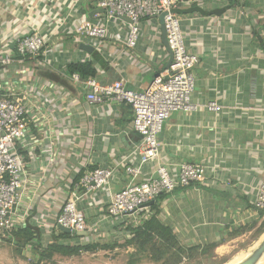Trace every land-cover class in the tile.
Returning a JSON list of instances; mask_svg holds the SVG:
<instances>
[{
    "label": "crops",
    "instance_id": "obj_1",
    "mask_svg": "<svg viewBox=\"0 0 264 264\" xmlns=\"http://www.w3.org/2000/svg\"><path fill=\"white\" fill-rule=\"evenodd\" d=\"M177 12L187 48L198 56L192 101L199 107L172 112L158 135L159 156L144 160L135 151L141 134L132 124V106L118 100L88 101L90 88L83 80L92 77L107 85L121 79L132 90L146 91L172 64L160 17L143 19L138 40L129 47V21L108 20L95 0H0V53L15 57L12 64L0 65V91L20 93L28 106L27 137L17 143L33 179L25 227H39L44 246L55 241L107 243L118 241L119 235L125 240L130 237L127 224H142L153 215L187 251L211 252L213 259L248 233L255 234V242L263 235L264 211L255 202L264 182V0H194ZM85 22L105 26L107 35L80 38L77 27ZM34 33L46 40L43 52L36 58L21 56L17 39ZM79 63H90L94 72L84 77L72 73ZM209 102L218 109L209 108ZM182 162L203 165L205 180L159 195L137 222L109 216L113 193L149 178L161 165L176 173ZM97 167L113 168L114 173L109 185L88 193L78 205L86 234L64 238L50 232L47 226L82 175ZM132 167L139 171L136 177L128 173ZM18 231L4 239L17 243ZM39 242L35 234L22 247L31 264L54 262L58 255L76 257L55 254L39 260L34 250ZM134 250L127 247V253ZM101 251L85 253L102 262Z\"/></svg>",
    "mask_w": 264,
    "mask_h": 264
},
{
    "label": "built area",
    "instance_id": "obj_2",
    "mask_svg": "<svg viewBox=\"0 0 264 264\" xmlns=\"http://www.w3.org/2000/svg\"><path fill=\"white\" fill-rule=\"evenodd\" d=\"M194 0H95L97 8L106 13L108 20L126 16L129 21V33L126 44L133 47L139 37V24L145 18L164 19L167 40L173 53L171 68L157 74L148 89L138 92L126 87L124 80H116L101 85L92 77H86L83 83L90 88L87 99L93 103L118 100L132 106L134 110L133 127L141 134V140L135 148L144 160L155 159L160 154L158 135L164 122L174 111H194L199 105L192 101L195 90L194 68L198 56L186 45L178 8ZM77 32L80 38H104L105 26L82 23ZM82 40H79V42ZM46 40L39 33L17 39V52L21 56L36 58L45 47ZM15 57L10 52L0 53V65H10ZM73 78L82 81L78 74ZM208 107L218 109L216 102ZM264 111V107L262 108ZM28 106L20 93L0 91V238L11 236L13 231L26 226L29 218V192L33 179L26 171L23 156L17 143L24 141L28 133ZM44 119V118H43ZM113 168L97 167L87 170L61 213L47 228L50 232L60 233L59 227L69 228L71 235L87 232L85 215L79 203L88 193L109 185L113 178ZM138 169L132 167L128 173L138 175ZM206 178L203 165L194 162H182L179 170L172 173L161 165L149 178L134 182L113 193L108 214L112 218L133 217L135 222L141 212L149 213L151 201H156L162 193H170L176 188H187L202 183ZM258 210L264 211V182L260 185L255 202Z\"/></svg>",
    "mask_w": 264,
    "mask_h": 264
},
{
    "label": "trees",
    "instance_id": "obj_3",
    "mask_svg": "<svg viewBox=\"0 0 264 264\" xmlns=\"http://www.w3.org/2000/svg\"><path fill=\"white\" fill-rule=\"evenodd\" d=\"M72 73H79L83 77L94 72V69L90 63H79L74 64L71 68ZM163 194V193H162ZM126 230L129 231L130 237L125 238V243L123 247L132 246L134 251L130 253L127 264H139L144 261H153L154 263L162 264H177L191 257H200L197 254L198 249L193 247H188L186 250L185 246L175 236L173 230L164 225L159 219L154 215L149 219L143 221L142 224L134 225L127 224ZM263 231H260V234ZM17 244H22L24 248L27 243L31 242V239L38 236L40 242L39 246H34V250L38 251L39 260H44L46 258H53L55 254H61L65 256L78 255L83 251L95 252L99 249H109L111 244L114 245L118 241L107 242L104 244H71V243H60L55 241L53 243L46 244L45 246L41 244V230L40 228H32V226L24 227L20 229L17 233ZM61 237L67 238L72 236L70 233L60 231ZM75 238H80V235L73 236ZM119 243V242H118ZM217 247V244L210 245V250L212 251ZM42 250H40V249ZM211 253V252H210ZM166 261V263H164Z\"/></svg>",
    "mask_w": 264,
    "mask_h": 264
},
{
    "label": "rangeland",
    "instance_id": "obj_4",
    "mask_svg": "<svg viewBox=\"0 0 264 264\" xmlns=\"http://www.w3.org/2000/svg\"><path fill=\"white\" fill-rule=\"evenodd\" d=\"M119 236H120L119 240L122 239L119 243L117 242L115 245L114 243H112L111 248L109 249H105V250L99 249L102 251L100 256L98 257L102 260V262H104L105 260L106 262L110 261V263L108 264H127L130 253L129 252L127 253V247H123L126 240L123 239L122 235ZM5 239L7 240L8 238ZM5 239L4 237L0 238V264H31V262L28 261L29 259H27L28 255L26 257L23 255L22 244H17V243L12 244V241L9 242L8 239L7 242ZM256 242H255V234L254 236H251L250 233H248L247 237H244L243 239L236 241V243L233 244L234 245L233 247L231 245L230 248L224 250L225 254L222 255V257L213 259L210 253H203V255H200L201 258L195 257L196 259L192 258L190 260L189 259L184 260L177 264H229L233 261V259H238L237 256L240 254H242L241 256L242 258L245 257L255 247ZM84 243H88V242L83 240V242H80V245ZM97 243L98 242H94L90 244H97ZM104 243L105 241H101L100 245ZM242 248H244L245 250L237 253ZM90 254L92 253L86 254L85 251H83L82 253L76 255L74 259L70 257H63V256L60 257V255H58L59 258L54 259L53 260L54 262L47 263L49 262V260H46L47 262L42 264H103L101 261L95 259L93 255ZM257 262L256 264H259ZM164 263H166V261ZM139 264H162V263L145 261Z\"/></svg>",
    "mask_w": 264,
    "mask_h": 264
},
{
    "label": "water",
    "instance_id": "obj_5",
    "mask_svg": "<svg viewBox=\"0 0 264 264\" xmlns=\"http://www.w3.org/2000/svg\"><path fill=\"white\" fill-rule=\"evenodd\" d=\"M102 10V9H99ZM124 20L126 21H130V19L126 16L123 17ZM161 20V24H162V30H163V37H164V42L166 43V45L168 46L169 50V44H168V40H167V34H166V28H165V24H164V19L160 18ZM81 47L90 50L91 47L85 43H81L80 44ZM93 48V47H92ZM170 54H171V58H170V63L173 61V53L170 50ZM155 203V201H151L149 203V205H153ZM62 231L66 232V233H71V230L69 228H65L60 226L59 227ZM79 235H85V232H79ZM264 255V238L262 239V241H260V243H258V245H256L240 262H238L237 264H256V262Z\"/></svg>",
    "mask_w": 264,
    "mask_h": 264
},
{
    "label": "bare ground",
    "instance_id": "obj_6",
    "mask_svg": "<svg viewBox=\"0 0 264 264\" xmlns=\"http://www.w3.org/2000/svg\"><path fill=\"white\" fill-rule=\"evenodd\" d=\"M264 238V234L260 237V239L256 242V244H255V246L256 245H258V243H260V241H262V239ZM242 256V254H240V255H238L237 257H238V259H240V260H238V259H233V261L231 262V263H229V264H237L238 262H240L243 258L241 257ZM242 258V259H241ZM260 261V262H259ZM257 263H259V264H264V256H262V258H260V260H258V262Z\"/></svg>",
    "mask_w": 264,
    "mask_h": 264
}]
</instances>
